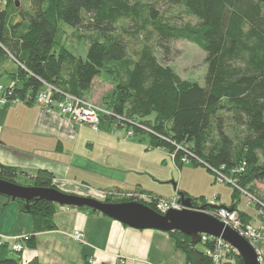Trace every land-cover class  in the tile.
I'll use <instances>...</instances> for the list:
<instances>
[{
	"label": "trees",
	"instance_id": "16d2710c",
	"mask_svg": "<svg viewBox=\"0 0 264 264\" xmlns=\"http://www.w3.org/2000/svg\"><path fill=\"white\" fill-rule=\"evenodd\" d=\"M4 2L0 10V86L11 93V100L32 106L44 85L61 95L83 99L103 72L113 86L103 99L104 110L110 113L107 118H119L121 124L132 127L133 134H148L149 149L162 148L177 170L181 158L204 166L234 186L233 197L244 193L253 199L256 210L264 213V194L258 187L264 183V0H163L183 17L196 21L180 26L140 0ZM84 23L93 33L84 39L87 54L82 60L68 51L61 36L65 29L81 28ZM127 24L133 26L132 34L126 32ZM140 33L143 44L133 58L125 34L137 37ZM180 41L205 54L203 86L182 80L157 60V51L167 56ZM19 172L0 163L2 181L16 184ZM54 179L52 173L38 171L32 187L55 190ZM117 194L129 197L120 203L134 201L156 213V203L163 199L140 191ZM181 194L197 209L204 207L209 213L226 208L235 212L244 226H251V218L235 206L213 209L204 197L180 192L177 197ZM3 198L31 219L27 248H34L36 234L55 229L56 204ZM77 210L102 215L88 208ZM167 234L185 264H215L207 254L216 248L214 239L202 241L200 236L194 244L180 232ZM0 264L42 263L37 259L24 262L22 251L0 241ZM217 264L243 261L229 249L222 251Z\"/></svg>",
	"mask_w": 264,
	"mask_h": 264
},
{
	"label": "crops",
	"instance_id": "0c3cea01",
	"mask_svg": "<svg viewBox=\"0 0 264 264\" xmlns=\"http://www.w3.org/2000/svg\"><path fill=\"white\" fill-rule=\"evenodd\" d=\"M90 94L84 97L88 101ZM111 124L102 125L101 121L98 131H93L36 105H0V163L20 171L16 185L32 187L34 175L47 171L55 177L56 190L98 201L117 191H140L163 199L175 198L177 192L188 194L180 186L181 174L176 175L172 167L166 172L165 153H144L149 147L144 149L141 142L125 137L130 128ZM19 177L28 182L19 184ZM255 215L257 220L251 223L250 219V227L258 229L262 219L257 211ZM54 223L53 231L35 235L34 248L24 245V262L117 264L123 259L126 264H185L183 254L175 250L167 233L131 229L105 216L70 207L57 210ZM75 231L82 233V243L69 236ZM31 235L29 216L20 214L15 203L0 196V241L12 244L17 237Z\"/></svg>",
	"mask_w": 264,
	"mask_h": 264
},
{
	"label": "rangeland",
	"instance_id": "374dc122",
	"mask_svg": "<svg viewBox=\"0 0 264 264\" xmlns=\"http://www.w3.org/2000/svg\"><path fill=\"white\" fill-rule=\"evenodd\" d=\"M131 1H136V0H131ZM140 1L154 5V7H156L160 12H164L166 16L168 17L171 16L173 18L172 19L173 22L179 26L186 24V23H190L191 25H194L196 23L195 19L186 18V17H183V15L179 14V11L176 7H168L166 4H164L163 0H140ZM4 4H5L4 1L0 2V10H2ZM87 27H88L87 23H84L83 27L81 28H74V29L67 28L64 30V33H62V36H61V43L74 56L79 57L82 60L86 59V54H87V46L84 44V39L93 33V31H91V29ZM124 28L126 32H129L131 34L134 31L133 26L131 24L125 25ZM125 38L128 41L129 56L133 57L136 51H138L139 48L142 46L144 35L143 33H140L137 35V37H132L130 35L125 34ZM156 55H157V60L161 64L170 67L176 73V75H178L182 80L195 82V83H198L200 86L204 85V76L206 74V68H207L206 63H205L206 57H205V54L201 50H199L195 45L187 41L175 42L171 47V52L167 56H163V54L160 51H157ZM112 87L113 86L109 79V76H107V74L102 72L100 76L97 77V80L95 81V83L92 85V89H91L92 93L90 94V90H89L85 93V95L90 94L91 96L89 98L91 100L90 102L97 105L98 108H101L102 110H104L105 108L103 107L104 106L103 99L108 94H110ZM8 105H14V104L8 103L3 106H8ZM104 111L105 112H102L101 114L105 116L101 117L100 115V123L102 121V125L103 124L112 125L111 123H117L119 126L130 128L131 130L129 129L126 131V136H125L126 138H130V140L132 139L137 142H141L144 149L151 146L150 137L148 134L146 133L133 134L132 127L121 124L119 118L118 119L116 118L113 119L112 117L107 118L110 116V113L107 112L106 110ZM149 119L150 120L153 119V116H151ZM82 125H86V124H82ZM113 127L114 126H111L112 129ZM129 133H132L133 135L128 137L127 135ZM160 150L162 151V153H165V155L164 154L163 155H164V159H166V163L164 165L166 168V172H168V169L172 167L176 175L179 176V174H181L182 178H180L181 180L180 186L182 187V191L187 190L188 194L192 197H204L207 202V205H210L212 207L218 208L220 206H235L237 210L246 212L252 217L251 223L257 220L256 215H255V211L257 210L255 208L254 202H251L249 204L247 195H245L242 192L237 193L236 196L233 197L232 194L234 191V188H233L234 186L228 184L226 181L218 182L219 177L207 171V169L204 166H200V165L194 166L193 164H189V163H181L182 164L181 170H177L176 167L174 166L175 161L172 162L168 154L164 152L162 148H158V149L151 148L149 152H144V153L157 156L159 155L158 153ZM23 181H25L26 183L28 182L27 180H23L20 177L17 178V182L19 184H23L24 183ZM175 183H177V180L175 181ZM258 187L261 193L264 194V183L258 185ZM170 189L171 190L173 189V184L170 186ZM66 194H72V193H66ZM172 194H174V192ZM77 196H80V195H77ZM105 196L106 198L110 199V202L108 203H120L119 201L122 200L123 198L129 199V197H127L126 195H120V194H117V192L116 193L109 192L108 195L105 194ZM216 196H218V198H216ZM81 197H84V196H81ZM133 203H136V202L133 201ZM70 208H73V207H70ZM59 209H62V207L58 206V210ZM257 213H258V217L262 219L261 223L264 224V221H263L264 213L259 212V211H257ZM263 232L264 230H262L261 228L260 229V239L258 240L259 242H257L256 244L257 249L259 250L260 254H262L261 253L262 252L261 243L263 242L264 244V241H263L264 237L262 235ZM69 236L72 238V234H70ZM23 237L25 238V236ZM27 241L22 240L21 244H22L23 249ZM75 242L78 244L82 243V242H77V241ZM263 264H264V259H263Z\"/></svg>",
	"mask_w": 264,
	"mask_h": 264
},
{
	"label": "water",
	"instance_id": "95a60500",
	"mask_svg": "<svg viewBox=\"0 0 264 264\" xmlns=\"http://www.w3.org/2000/svg\"><path fill=\"white\" fill-rule=\"evenodd\" d=\"M4 0H0L2 2ZM0 196L29 202L44 200L59 207L88 208L98 212L122 226L135 230H155L163 233L177 231L197 244L201 235L220 239L229 245L243 261V264H259L257 254L251 245L235 231L203 213L204 207H193L192 200L178 196L180 209H171L165 215L158 214L140 203H105L90 197L66 194L58 190H44L22 187L0 180ZM214 209V207H212Z\"/></svg>",
	"mask_w": 264,
	"mask_h": 264
},
{
	"label": "built area",
	"instance_id": "2783aa9c",
	"mask_svg": "<svg viewBox=\"0 0 264 264\" xmlns=\"http://www.w3.org/2000/svg\"><path fill=\"white\" fill-rule=\"evenodd\" d=\"M57 94V95H56ZM11 93L5 91L4 88L0 86V105L5 104H15L19 101L11 100ZM34 105L43 109L46 112H54L60 116H68L69 119L73 123L78 124H86L91 127L94 131H97L98 125L100 123V115L102 112H105L101 108H98L97 105L91 103L87 99L83 98H73L69 95H61L57 93L51 86L44 85L43 89L40 90L34 100ZM107 113V112H106ZM108 114V113H107ZM132 133H129L127 136H132ZM181 163H189L187 159L181 158ZM226 180L222 178H218V182H225ZM248 203L250 204L253 202V199L247 196ZM140 199L143 201H148L149 199L146 196H140ZM178 197L172 199H161L156 203L155 209L156 211L161 214L165 215L171 209H180L178 205ZM203 213L211 216L212 218L216 219L224 226L230 228L231 230L235 231L240 237L245 239L251 247L257 253L259 264H263L262 254H260L259 250L257 249V242L260 239V229L264 230V224L261 225L258 229H254L250 226H244L240 219L238 218L237 214L232 210H228L226 208H219L213 212H205ZM264 221V219H263ZM202 241H205L207 238H212L207 235H201ZM83 235L80 231H75L72 233V239L77 242H82ZM216 241V248L214 251H209L207 254L211 256L213 262L215 264L218 263L219 258L221 256L222 251L229 252V249H232L229 245L225 244L220 239L212 238ZM22 240L27 241L28 237H18L13 240L12 242V249L16 252H21L22 248ZM264 241V240H263ZM234 250V249H232ZM117 264H126V261L123 259H118Z\"/></svg>",
	"mask_w": 264,
	"mask_h": 264
},
{
	"label": "flooded vegetation",
	"instance_id": "af4514ba",
	"mask_svg": "<svg viewBox=\"0 0 264 264\" xmlns=\"http://www.w3.org/2000/svg\"><path fill=\"white\" fill-rule=\"evenodd\" d=\"M193 207H195V206L193 205Z\"/></svg>",
	"mask_w": 264,
	"mask_h": 264
}]
</instances>
